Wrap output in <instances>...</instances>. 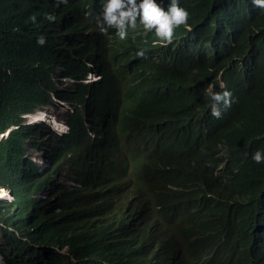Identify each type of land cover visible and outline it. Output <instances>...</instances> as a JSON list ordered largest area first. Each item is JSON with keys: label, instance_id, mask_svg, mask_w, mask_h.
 Here are the masks:
<instances>
[{"label": "clouds", "instance_id": "clouds-1", "mask_svg": "<svg viewBox=\"0 0 264 264\" xmlns=\"http://www.w3.org/2000/svg\"><path fill=\"white\" fill-rule=\"evenodd\" d=\"M34 1L44 3V24L5 21L0 101L10 106L7 79L18 75L29 46L49 42L55 62L36 84L42 93L19 124L0 132V143L20 141L19 172L33 178L31 188L41 190L33 197L51 209L46 222L56 228L28 242L35 254L47 264H82L95 245L100 264H264V179L253 196L217 204L230 152L210 138L234 125L241 104L210 84L204 107H196L186 85L163 78L178 71L174 54L236 47L228 65L244 79L242 90L264 102V0ZM224 75L217 73L219 89ZM46 108L63 132L31 118ZM246 156L264 162L260 151ZM84 178L93 197L85 211L73 200L59 208L56 191L82 190ZM0 190L11 210V190Z\"/></svg>", "mask_w": 264, "mask_h": 264}, {"label": "trees", "instance_id": "trees-1", "mask_svg": "<svg viewBox=\"0 0 264 264\" xmlns=\"http://www.w3.org/2000/svg\"><path fill=\"white\" fill-rule=\"evenodd\" d=\"M9 19L19 22L20 26H40L46 21L44 3L34 0H21V3L17 0H0V56L6 47L5 21ZM196 48L200 50L197 55L192 52L174 54L173 66L178 71L169 70L170 74L163 78H174L186 85L189 93L193 95L192 101L196 107H204L205 88L210 84L213 85L214 94L229 91L232 94L231 99L237 100L242 106L241 115L234 125H230L228 131L218 133L223 135L210 138L226 144L230 152V169L227 176L220 180L222 194L217 202L225 205L253 196L259 187V178L264 179V162L256 163L246 156L248 152L257 151L264 154V102L259 101L252 90H242L244 79L233 73L232 67L228 65L229 57L236 47L224 49L213 44L208 49L204 44ZM23 55L25 56L21 60L20 72L16 77L8 78L6 83L11 104L7 107L0 101V132L11 124H19L20 119L17 116L32 107L36 96L42 93L36 84L45 80L50 73L56 51L47 42L44 45L32 44ZM221 69L225 71L224 89L215 85L217 73ZM256 77L257 75L252 79V85ZM17 140L9 139L7 146L0 143V151H7L6 161L0 163V185L8 187L14 196L11 210L5 203L0 204V223L4 226H0V255L7 264H47L35 254L34 247L28 242H34V236L40 238L44 230L54 231L56 227L46 222L51 209L43 208L42 203L33 197L41 191L39 188H31L33 178L22 176L19 172L21 161L16 157L14 149ZM82 184V190L72 192L62 187L56 191L55 196L60 201L59 208H67L66 202L73 200L79 202L85 211V203L92 201L93 197H87L90 191L89 179L84 178ZM69 217L75 219V214L72 213ZM10 227L18 232V237L13 231H8ZM87 252L91 257L82 264H100L99 248L91 245Z\"/></svg>", "mask_w": 264, "mask_h": 264}, {"label": "bare ground", "instance_id": "bare-ground-1", "mask_svg": "<svg viewBox=\"0 0 264 264\" xmlns=\"http://www.w3.org/2000/svg\"><path fill=\"white\" fill-rule=\"evenodd\" d=\"M60 17H62V15H59ZM70 26V23L68 22V26L67 27H69ZM64 31V30H63ZM65 34H68V32H64ZM13 37V36H12ZM12 45L14 44L13 42L11 43ZM75 77L77 78V74H75ZM93 98V97H92ZM109 101V100H108ZM46 112H47V108L45 109V110H39V111H37L34 115H33V117H31V118H34V116L35 117H37V119H41V117L43 118V119H41L39 122L40 123H42V122H44V121H47L48 119H47V114H46ZM50 114V113H49ZM39 122L37 123V124H39ZM54 125H57V127H59V126H63L62 124L61 125H58V124H54ZM101 126V125H100ZM100 126H97L98 128H100ZM105 127H102L101 129H104ZM64 126H63V128H61V129H58L59 131H61V132H63L64 131ZM45 136V135H44ZM38 138L40 139V141L42 142H44V137H43V135H42V133H40V132H38ZM17 142H19L18 140H17ZM42 142V143H43ZM21 152L24 154V155H26V151H25V149H23V147H22V150H21ZM57 154H58V152H57ZM26 157V156H25ZM48 161V160H47ZM49 163H51V161H49ZM58 186V185H57ZM63 186V185H62ZM62 186H59V187H62ZM4 194V191L3 190H0V204H3L4 203V199H3V197H2V195ZM261 227H262V225H260ZM152 241V240H151ZM154 241V240H153ZM147 252H148V250H147ZM137 264H140V263H137Z\"/></svg>", "mask_w": 264, "mask_h": 264}, {"label": "rangeland", "instance_id": "rangeland-1", "mask_svg": "<svg viewBox=\"0 0 264 264\" xmlns=\"http://www.w3.org/2000/svg\"><path fill=\"white\" fill-rule=\"evenodd\" d=\"M11 35V38L10 39H12V34H10ZM14 43V44H17L18 42L16 41V40H11V42L9 43V45L11 44V43ZM12 45V44H11ZM6 53H7V51L4 53V55H3V58H2V60H1V62H0V71L1 70H4L5 68H6V66H7V62H6V60H5V58H6ZM1 78H2V75L0 74V80H1ZM67 87L68 86H66V88L65 89H67ZM62 111H63V109H62ZM62 118H63V116H62ZM54 120H55V116H53L52 115V117L48 120V122L46 123V124H44L46 127H51V126H54ZM61 128H63V126H59V128L58 129H61ZM54 140V139H53ZM66 171V168H64L63 170H62V172H61V174H64V172ZM60 176L59 175H57V176H55V177H53V179H52V181H54V182H56V183H58V182H60ZM0 264H3V262H2V260H1V258H0Z\"/></svg>", "mask_w": 264, "mask_h": 264}]
</instances>
